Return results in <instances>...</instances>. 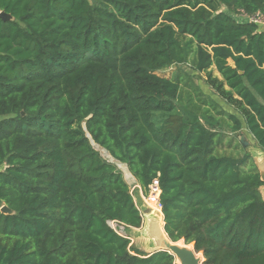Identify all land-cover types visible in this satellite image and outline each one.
<instances>
[{
    "label": "trees",
    "instance_id": "trees-1",
    "mask_svg": "<svg viewBox=\"0 0 264 264\" xmlns=\"http://www.w3.org/2000/svg\"><path fill=\"white\" fill-rule=\"evenodd\" d=\"M0 264H177L132 250L129 183L159 180L164 228L203 264H264V0H0ZM232 111L180 103L185 64ZM216 70L219 75L214 74ZM224 124V127L220 126ZM219 125V126H218ZM231 133L243 155L218 154ZM3 205L14 214L1 211Z\"/></svg>",
    "mask_w": 264,
    "mask_h": 264
},
{
    "label": "rangeland",
    "instance_id": "rangeland-1",
    "mask_svg": "<svg viewBox=\"0 0 264 264\" xmlns=\"http://www.w3.org/2000/svg\"><path fill=\"white\" fill-rule=\"evenodd\" d=\"M237 19L239 20H246L245 17L250 21H259L260 18L258 16H237ZM264 24V23H261ZM264 29V25L262 26ZM194 59H195V52L194 50L189 55V58L185 64L181 65H174L171 66L161 72H159L160 75L166 76V77H176L181 76V78L184 80V86L183 91L180 98V103L185 109H190L195 111L198 114L208 113L211 112V114L216 115V110H213V108L208 105H204L199 99H197L199 96L198 94H201L202 98L205 99V97H211L213 100L217 101L222 107H224L226 110L232 111V108L228 107V105L221 100L213 91V89L207 84L206 82V75L200 74L197 71L193 69L194 65ZM214 74H218V72L214 69ZM219 126V125H218ZM220 126L224 127V124H220ZM246 141H248L247 149L250 152V154L256 159V160H263L264 155L260 151V148L256 145L255 141L251 138L250 135H246L244 138ZM94 146L101 155L108 161L113 162L117 165V167L122 171L124 178L129 183L131 192L133 194V197L135 199V202L139 208H144L146 206V203L144 201L143 196L139 191H142L143 195L146 197L149 196L148 191H144L141 186H139L138 181L136 178L132 175V173L129 171L127 165L125 163H121L114 158L111 157V155L108 153V151L99 145L94 143ZM241 142L239 139L234 137L231 133L225 139H223L222 143L220 144L218 148V154H228V155H243ZM152 204H154L153 201L150 200ZM144 223V222H143ZM142 223V225H143ZM109 225L116 230L118 233L128 237L131 240V248L132 250H141L143 252H147L153 249V245L150 247H147L146 244H150V238L146 236L144 233V230L142 227H130L125 225L122 222L119 221H109ZM179 245H181L178 242ZM193 245V244H192ZM183 246V245H182ZM146 250V251H145ZM202 255L201 252H198Z\"/></svg>",
    "mask_w": 264,
    "mask_h": 264
},
{
    "label": "water",
    "instance_id": "water-1",
    "mask_svg": "<svg viewBox=\"0 0 264 264\" xmlns=\"http://www.w3.org/2000/svg\"><path fill=\"white\" fill-rule=\"evenodd\" d=\"M0 18L4 20H12L13 17L5 12L0 11ZM261 151V149H260ZM262 152V151H261ZM264 155V152H262ZM254 158V157H253ZM258 169L260 171V175L262 180L264 181V159L256 160L254 158ZM144 198L146 206L144 208H139L141 214L143 216V225L141 226L144 230V233L148 238H150V244H146L147 247L153 245V249L150 251H158V250H167L171 254H173L176 258L177 264H203L205 261L204 255L202 253L201 258H197L195 252H197L193 246V250H189L183 247L176 245L178 242L182 241L184 244V240H180L178 242H173L167 235L164 228V216L163 212L156 209L152 205H150L143 195L142 191H139ZM1 211L6 214H14V210H12L9 206L3 205L1 207ZM189 245V244H187ZM198 253V252H197ZM179 259V260H178Z\"/></svg>",
    "mask_w": 264,
    "mask_h": 264
},
{
    "label": "built area",
    "instance_id": "built-area-1",
    "mask_svg": "<svg viewBox=\"0 0 264 264\" xmlns=\"http://www.w3.org/2000/svg\"><path fill=\"white\" fill-rule=\"evenodd\" d=\"M254 16H258L260 18V20L262 22H259V21H254V22H257V23H264V18L262 15L260 14H256ZM250 21V19H249ZM140 186V185H139ZM147 191L149 192V196L146 197V201L152 205L153 207H155L156 209L162 211V204L160 202V194H161V189H160V185H159V180L158 179H154L153 182L149 185ZM151 201L154 202V204H152ZM116 231V230H115ZM120 234V233H119ZM122 235V234H121Z\"/></svg>",
    "mask_w": 264,
    "mask_h": 264
},
{
    "label": "bare ground",
    "instance_id": "bare-ground-1",
    "mask_svg": "<svg viewBox=\"0 0 264 264\" xmlns=\"http://www.w3.org/2000/svg\"><path fill=\"white\" fill-rule=\"evenodd\" d=\"M179 243H180L181 245H179L178 243H177L176 245H178V246H180V247H183V248H186V249H189V250H193V249H194L192 244L187 245V244H184L182 241H180ZM182 245H183V246H182ZM193 251H194V250H193ZM195 254H196V257H197V258H201V257H202V255L199 254V253H197V252H195ZM178 260H179V259H178Z\"/></svg>",
    "mask_w": 264,
    "mask_h": 264
},
{
    "label": "crops",
    "instance_id": "crops-1",
    "mask_svg": "<svg viewBox=\"0 0 264 264\" xmlns=\"http://www.w3.org/2000/svg\"><path fill=\"white\" fill-rule=\"evenodd\" d=\"M245 19H246V17H245ZM243 21H245V20H243ZM260 190H261L262 195H263V197H264V186H262V187L260 188ZM145 251H146V250H145ZM151 252H153V251H147L146 253H151Z\"/></svg>",
    "mask_w": 264,
    "mask_h": 264
}]
</instances>
